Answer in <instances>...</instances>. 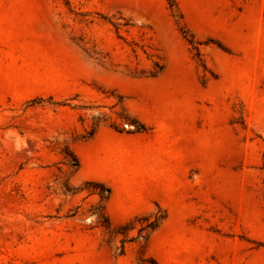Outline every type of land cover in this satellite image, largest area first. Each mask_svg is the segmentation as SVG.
Masks as SVG:
<instances>
[{"label":"rangeland","instance_id":"rangeland-1","mask_svg":"<svg viewBox=\"0 0 264 264\" xmlns=\"http://www.w3.org/2000/svg\"><path fill=\"white\" fill-rule=\"evenodd\" d=\"M0 264H264V0H0Z\"/></svg>","mask_w":264,"mask_h":264}]
</instances>
